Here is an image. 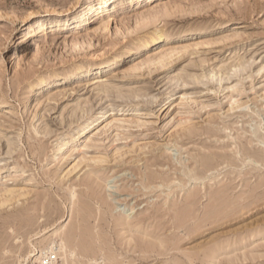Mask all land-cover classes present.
I'll return each instance as SVG.
<instances>
[{
  "label": "rangeland",
  "instance_id": "rangeland-1",
  "mask_svg": "<svg viewBox=\"0 0 264 264\" xmlns=\"http://www.w3.org/2000/svg\"><path fill=\"white\" fill-rule=\"evenodd\" d=\"M93 1L0 0V264H264V0Z\"/></svg>",
  "mask_w": 264,
  "mask_h": 264
},
{
  "label": "bare ground",
  "instance_id": "bare-ground-1",
  "mask_svg": "<svg viewBox=\"0 0 264 264\" xmlns=\"http://www.w3.org/2000/svg\"><path fill=\"white\" fill-rule=\"evenodd\" d=\"M116 0H95L93 2H90L86 5L85 9H84V13L82 15V22L84 24L90 23L92 20V16L95 15L96 13L99 12H103V10L109 6V4L113 3ZM34 26L30 27L29 30V35H33L32 33L34 32ZM72 135V134H71ZM75 137L76 135L71 136L70 139L66 140L65 143L66 145H64V143L62 144V146H60V150L59 152H63L66 151L68 152L69 150H71L73 143L75 142ZM53 235V234H52ZM56 238H53L50 240L48 247L45 250H41V251H37L33 254H31L32 256L34 255H38V258H40L42 263H47L48 261L50 262L49 264H58L56 262L57 260V255H55V253L59 254L60 256H62L63 252H66V249L69 246L68 243V238H66V236H62V235H57ZM60 241V243H59ZM54 254V255H52ZM70 257L74 256V252L73 250H70ZM73 258V257H72ZM56 262V263H55ZM65 264H70L67 260L65 261Z\"/></svg>",
  "mask_w": 264,
  "mask_h": 264
}]
</instances>
